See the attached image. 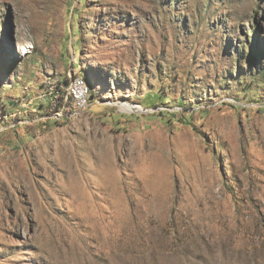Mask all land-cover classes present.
I'll list each match as a JSON object with an SVG mask.
<instances>
[{"label":"rangeland","instance_id":"obj_1","mask_svg":"<svg viewBox=\"0 0 264 264\" xmlns=\"http://www.w3.org/2000/svg\"><path fill=\"white\" fill-rule=\"evenodd\" d=\"M0 264H264V0H0Z\"/></svg>","mask_w":264,"mask_h":264},{"label":"bare ground","instance_id":"obj_2","mask_svg":"<svg viewBox=\"0 0 264 264\" xmlns=\"http://www.w3.org/2000/svg\"><path fill=\"white\" fill-rule=\"evenodd\" d=\"M76 85H78V89H83V94L87 97V103H89V100H90V97H89V86L87 84V81L81 77V76H78L76 77L75 79L72 80L71 82V86H70V90H71V94L76 98V101L78 103V105L80 106V96L79 95H74L73 92L76 91ZM69 94V93H68ZM69 97V96H68ZM88 107V105H84L83 108H86ZM127 110H130V109H135V105H125L124 106Z\"/></svg>","mask_w":264,"mask_h":264},{"label":"built area","instance_id":"obj_3","mask_svg":"<svg viewBox=\"0 0 264 264\" xmlns=\"http://www.w3.org/2000/svg\"><path fill=\"white\" fill-rule=\"evenodd\" d=\"M74 95H79L80 96V106H78V110L80 112H83V106L84 105H89L87 103V97L83 94V89H78V85H76V91L73 92Z\"/></svg>","mask_w":264,"mask_h":264},{"label":"trees","instance_id":"obj_4","mask_svg":"<svg viewBox=\"0 0 264 264\" xmlns=\"http://www.w3.org/2000/svg\"><path fill=\"white\" fill-rule=\"evenodd\" d=\"M170 117H172V120H171V122H173V121H175L174 119H175V113L173 112H170ZM179 120L180 121H182L183 123H189V120L188 119H181V118H179Z\"/></svg>","mask_w":264,"mask_h":264}]
</instances>
